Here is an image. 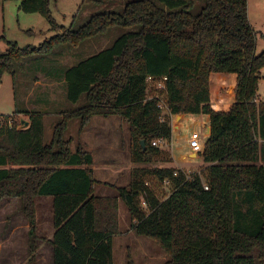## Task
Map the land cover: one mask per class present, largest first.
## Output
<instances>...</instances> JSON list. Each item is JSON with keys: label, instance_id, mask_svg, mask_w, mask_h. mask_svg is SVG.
<instances>
[{"label": "trees", "instance_id": "1", "mask_svg": "<svg viewBox=\"0 0 264 264\" xmlns=\"http://www.w3.org/2000/svg\"><path fill=\"white\" fill-rule=\"evenodd\" d=\"M18 6L43 15L62 32L39 46L6 41L0 81L4 73L14 76L22 58L34 52L48 53L64 43L77 46L115 26L137 27L64 69L66 98L75 103L85 96L86 103L62 114L50 143L44 142L41 112L15 109V115L27 114L26 127L14 114L2 115L0 199L20 200L28 223V264H38L35 198L44 195L52 198V264H114L119 201L131 229L157 240L168 254L164 264H257L250 253L257 248L258 258L264 257V100L256 101L264 50L256 51L247 1L128 0L120 13H94L75 29L55 22L49 0H20ZM215 73L234 75V83L230 79L225 86L215 78L212 89ZM149 76L165 77V88H149ZM216 87L225 96L233 92L228 109L213 106ZM160 95L169 111L163 120ZM199 114L209 116L199 154L207 164L205 176L187 177L181 170L173 175L176 168L170 165L136 168L114 195L94 192L99 181L91 152L80 140L72 150L71 139L63 137L72 117L79 118L81 133L93 116L116 115L129 124L132 161L146 164L165 154L151 145L153 139L171 142L170 115H176L177 129ZM192 129L188 133L198 131ZM259 159L263 162L257 164ZM147 176L160 184L168 179L173 190L161 198ZM126 264H134L129 256Z\"/></svg>", "mask_w": 264, "mask_h": 264}, {"label": "rangeland", "instance_id": "2", "mask_svg": "<svg viewBox=\"0 0 264 264\" xmlns=\"http://www.w3.org/2000/svg\"><path fill=\"white\" fill-rule=\"evenodd\" d=\"M126 1L128 0H49L48 9L50 16L57 24L75 29L94 13L103 11L120 13ZM154 1L157 2V0ZM202 1L195 0V3ZM246 1L248 18L256 32V51L259 53L264 50V0ZM19 2L20 0H0V52L7 49L6 41L15 42L19 47L39 46L52 36L62 32V28L52 29L49 21L43 15L20 10ZM134 29L137 27L115 26L77 46L64 43L54 47L48 53L34 52L24 56L21 60L22 67L19 68L16 65L14 76L4 73L1 78L0 120H4L2 115L14 114L15 109L29 112L39 111L44 115V142L50 143L54 126L60 121L62 114L86 103L85 96L75 103L66 98V84L62 78L64 69L106 49L119 35ZM215 78L217 81L222 80L225 86H229L230 79L231 83H234V75L215 73L212 76V89ZM220 92L216 87V93L212 97L215 107L220 105L221 100L230 104L226 98L223 100L224 95ZM256 94V101L264 100V66L260 70ZM160 100L166 103L165 96L160 95ZM161 114L166 116L169 112L164 107ZM13 118L27 120L28 116L26 113L14 114ZM79 129V118L72 117L68 121L63 137L71 139L69 145L72 150L80 140L85 144L84 148L91 152L94 176L99 181L94 187V192L97 194H116L115 187L127 185L132 171L141 167L154 168L170 165L182 170L189 177L194 173L201 176L206 174L207 164L203 163L201 157L188 160L183 155V158L178 162L172 159L171 144L160 147L165 152L161 161L153 160L146 164L133 162L129 149V124L116 115L93 116L81 133ZM185 135V132L180 131L176 137V139L180 138L177 147L182 154L186 150ZM262 162L259 159L257 164ZM8 167L13 168L14 166ZM145 179L161 198L166 197L173 190L170 182L160 184L149 176ZM46 197L50 198V202L52 201L51 196L36 197L37 234L39 237L36 258L38 264H52V247L48 243L53 228L52 211L49 199ZM141 205L145 209L143 203ZM243 210H245L244 207ZM118 221L119 230L112 239L114 264H126L128 256L134 264H164L169 259L168 254L157 240L149 236L137 235L131 229V218L126 206L121 201L118 204ZM27 230L28 223L22 212L19 198H1L0 264H28ZM250 254L255 256L257 264H264V257L258 258L259 250L257 248H254Z\"/></svg>", "mask_w": 264, "mask_h": 264}, {"label": "crops", "instance_id": "3", "mask_svg": "<svg viewBox=\"0 0 264 264\" xmlns=\"http://www.w3.org/2000/svg\"><path fill=\"white\" fill-rule=\"evenodd\" d=\"M223 98V100L226 98L227 99V101L229 100L230 101V104H231V102H232V100H233V92H230L228 95H224V97H222ZM214 99V98H213ZM229 103V102H228ZM230 104H227V103H224L222 100L220 101V105H217V107H215V108H217V109H219V107H221V109H228V107H229V105ZM182 116V115H181ZM195 117H196V120H195V122H192V123H190V122H184V123H182V124H179L178 125V128L177 129H174V125H173V121L175 120V118H176V115H172L171 116V119H172V137H171V140H172V144H171V151H170V155H171V158L172 159H175V161L176 162H178L179 160H181L182 158H183V155L184 156H186L187 157V153H188V147H187V144H186V141H185V146H186V150H185V153L184 154H182L181 153V151H179L178 150V147H177V143L180 141V138H178V139H176V137H178L177 136V133L178 132H180V131H183V132H185L186 133V137H187V134H189L188 133V131L190 130V129H196V130H198V131H200L201 133H202V131H203V124H206L207 126H209V116L208 115H204V114H199V115H195ZM207 126H206V128H207ZM191 127V128H190ZM186 139V138H185ZM81 142V141H80ZM82 143V142H81ZM83 145H85L84 143H82ZM187 152V153H186ZM181 154V155H180ZM182 156V157H181ZM188 156H190V157H194V155L193 154H188ZM171 161V160H170ZM165 162H167V163H169L168 161H165ZM97 194V193H96ZM97 195H101V196H106V195H108L107 193L105 194V193H99V194H97ZM37 197V196H36ZM46 198H48V197H46ZM49 199V204H50V208H51V211H52V201L50 202V198H48ZM35 206H36V198H35ZM36 219H38L37 217H36ZM37 223H38V220H37ZM52 227H53V225H52ZM38 229V228H37ZM52 231H53V228H52ZM49 243V242H48ZM36 260H37V258H36ZM37 263H38V261H37Z\"/></svg>", "mask_w": 264, "mask_h": 264}, {"label": "built area", "instance_id": "4", "mask_svg": "<svg viewBox=\"0 0 264 264\" xmlns=\"http://www.w3.org/2000/svg\"><path fill=\"white\" fill-rule=\"evenodd\" d=\"M164 81H165V77H162L159 80H156V79L152 78L151 76L147 77V83H148L149 88L164 89L165 88ZM158 107L160 108V110H162V108H164V107L168 110L167 104L163 103V101H161V100H159ZM167 115H169V114H167ZM171 116L172 115H170V117ZM159 117H160V120H163L165 118V116H162L161 111H160ZM171 126H172V119H171ZM203 138L204 137L200 131L191 132V133L187 134L186 144L188 147V153L187 152L186 153H187L188 160H194V158L200 157L199 154L202 151V144H203V140H204ZM167 144H168V142L163 136L157 137L151 141V145L155 146V147H162V146L167 145ZM170 144H172V140H171ZM188 154H193L194 157H190V156H188ZM179 170L180 169L176 168V170L173 172V175H177ZM187 177H189V176H187ZM163 182L167 183V182H169V180L165 179ZM205 188H207L206 185H205ZM142 203L146 207V203L145 202H142Z\"/></svg>", "mask_w": 264, "mask_h": 264}, {"label": "water", "instance_id": "5", "mask_svg": "<svg viewBox=\"0 0 264 264\" xmlns=\"http://www.w3.org/2000/svg\"><path fill=\"white\" fill-rule=\"evenodd\" d=\"M21 120V125L20 127H26L28 125V120H23V119H20ZM141 143L143 144V147H144V141H141Z\"/></svg>", "mask_w": 264, "mask_h": 264}]
</instances>
